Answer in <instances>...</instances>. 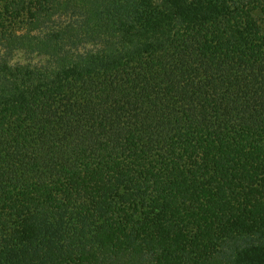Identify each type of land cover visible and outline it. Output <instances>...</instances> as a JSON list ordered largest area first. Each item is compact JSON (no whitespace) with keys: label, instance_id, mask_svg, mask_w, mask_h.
Listing matches in <instances>:
<instances>
[{"label":"trees","instance_id":"trees-1","mask_svg":"<svg viewBox=\"0 0 264 264\" xmlns=\"http://www.w3.org/2000/svg\"><path fill=\"white\" fill-rule=\"evenodd\" d=\"M0 264H264V0H0Z\"/></svg>","mask_w":264,"mask_h":264},{"label":"rangeland","instance_id":"rangeland-1","mask_svg":"<svg viewBox=\"0 0 264 264\" xmlns=\"http://www.w3.org/2000/svg\"><path fill=\"white\" fill-rule=\"evenodd\" d=\"M153 1H159V0H153ZM50 59L47 56H43L40 54L35 55H28L25 52H18L15 57L13 58L14 64H30V65H48Z\"/></svg>","mask_w":264,"mask_h":264}]
</instances>
